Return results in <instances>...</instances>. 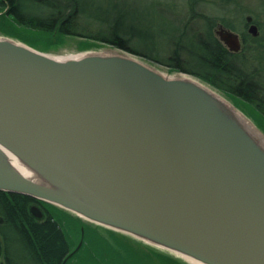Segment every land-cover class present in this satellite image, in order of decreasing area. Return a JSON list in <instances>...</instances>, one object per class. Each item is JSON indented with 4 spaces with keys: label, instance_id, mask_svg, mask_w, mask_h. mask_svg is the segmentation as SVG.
Segmentation results:
<instances>
[{
    "label": "water",
    "instance_id": "95a60500",
    "mask_svg": "<svg viewBox=\"0 0 264 264\" xmlns=\"http://www.w3.org/2000/svg\"><path fill=\"white\" fill-rule=\"evenodd\" d=\"M218 34L241 49L238 34ZM128 54L60 59L0 38V191L203 264H264L261 139L207 85Z\"/></svg>",
    "mask_w": 264,
    "mask_h": 264
},
{
    "label": "trees",
    "instance_id": "16d2710c",
    "mask_svg": "<svg viewBox=\"0 0 264 264\" xmlns=\"http://www.w3.org/2000/svg\"><path fill=\"white\" fill-rule=\"evenodd\" d=\"M1 2L15 27L36 35L87 39L161 63L241 100L264 118V55L256 49L248 54L249 39L258 43L261 36L244 35L245 51L236 55L225 50L214 32L221 23L244 34V23L247 16L253 17V10L237 0H185V5L175 8L153 0L158 3L148 10H135L130 3L119 4L118 0H110L109 5L86 0ZM214 10L224 16L213 14ZM227 18L242 21V29ZM21 41L35 48L27 40ZM149 42V50L156 54L139 49ZM169 47L174 50L168 60H163L157 53L167 55ZM33 204L46 207V220L33 215ZM52 210L49 203L0 191V217L5 220L0 225V259L3 257L7 264H63L71 253V243Z\"/></svg>",
    "mask_w": 264,
    "mask_h": 264
},
{
    "label": "rangeland",
    "instance_id": "374dc122",
    "mask_svg": "<svg viewBox=\"0 0 264 264\" xmlns=\"http://www.w3.org/2000/svg\"><path fill=\"white\" fill-rule=\"evenodd\" d=\"M1 1L2 0H0V38H11L19 42H22L21 40L25 39L27 40V42L34 44L35 49L56 57L82 56L86 53H127L110 45L94 42L87 39L76 37L36 35L30 33V31L28 30L20 28L19 26L15 27L13 25V20L7 17L6 9ZM86 1H93L94 3H98L101 5L110 4V0ZM161 1H165L167 5L173 6L174 8L178 5H185V0ZM118 2L119 4L128 2L135 8V10H148L151 6L158 3L153 2V0H118ZM237 3L241 4L242 6L249 7V9L253 10L252 15L255 21L258 22L261 29L259 31L261 41H259L258 43L249 41L248 54L253 53L251 51L253 49H256L258 50L257 53L262 56V54L264 55V0H237ZM167 12L170 13V10L167 9ZM214 12L215 13H211L221 17L224 16L220 13V11L217 13V11L214 10ZM227 19L229 21L230 18ZM230 21L234 22L236 25L238 24L237 27L239 26L240 28H238L242 29V25H240L242 21H239L238 19H230ZM222 25L225 26L224 24ZM135 31L139 32V29L135 27ZM150 48L151 42H149L147 46L139 45V49L147 51L146 53L156 54V52H151L149 50ZM166 49L167 55H165V52L157 53H161L160 58H162L163 60H168L174 50L173 47H169ZM131 57L146 63L147 65L165 75H184L178 71L169 69L167 66L161 63L150 61L137 55H133ZM187 77H192L199 82L207 85L217 95L228 102V104L234 107L236 111L240 112L264 138V118L258 113L257 110H255L250 105L242 102L241 100L217 90L213 86L199 80L198 78H195L193 76ZM52 206V211L53 213H55L54 217L60 220V223L64 227L63 229H65L67 234L66 239H68V241L71 243V253L81 245L80 249L69 259L68 264H190L169 251L163 250L154 245H150L140 239L124 234L122 232H118L87 221L82 217H79L78 215L58 206Z\"/></svg>",
    "mask_w": 264,
    "mask_h": 264
},
{
    "label": "bare ground",
    "instance_id": "6f19581e",
    "mask_svg": "<svg viewBox=\"0 0 264 264\" xmlns=\"http://www.w3.org/2000/svg\"><path fill=\"white\" fill-rule=\"evenodd\" d=\"M77 57H80V56H69V57H58L60 59H68V58H77ZM228 103V102H227ZM237 112V115L239 116L241 122L244 124V126L247 127V129L253 133L255 136H257L258 138L261 139L263 145H264V138L259 134V132L254 128V126L238 111ZM4 152L6 153L10 163L12 164V166L17 169L22 175H24L25 177L33 180V181H36V182H40L39 180V177L29 168L27 167L20 159H18L15 155H13L11 152L9 151H6L4 150ZM156 246V245H154ZM158 248H161L163 250H166V251H169L177 256H179L180 258L184 259L185 261H187L188 263L190 264H203L201 263L200 261H197L193 258H190L188 256H185L181 253H178V252H173L171 250H168V249H165V248H162V247H159V246H156Z\"/></svg>",
    "mask_w": 264,
    "mask_h": 264
},
{
    "label": "flooded vegetation",
    "instance_id": "af4514ba",
    "mask_svg": "<svg viewBox=\"0 0 264 264\" xmlns=\"http://www.w3.org/2000/svg\"><path fill=\"white\" fill-rule=\"evenodd\" d=\"M246 20H247V19H246ZM252 24H256L257 27H258V29H259V31L261 30V29H260V26H259V24H258V22H256L255 19H253V23H251V24H249V23H247V21H245L244 26H243V29L245 30L244 34H242V33H238V32H235V31L229 29V28H226V27L223 26L221 23H218V24H217V26H216L215 29H214V32H215L216 36L219 38L220 42L222 43V46L226 48L225 50H226L227 52H229V53H234V54H236V55H239L240 53H242V52L245 51L246 41H245L244 35H251V33H249V28H250V26H251ZM221 29H226V30H228V31L234 32V33H236V34L239 35V40H240V43H241V49H240L239 51H232V50L229 48V46H228L227 44H225V42H223V41L221 40V38L219 37V34H218L219 31H220ZM259 35H260V33H259ZM251 36H252V35H251ZM241 37H242V38H241ZM252 37H253V36H252ZM258 37H259V36H258ZM253 38H257V37H253ZM249 40L252 41L251 39H249ZM252 51H253V50H252ZM40 202H41V201H40ZM31 207H38V208L41 210V212H42V217H41V218H40V217H37L38 219H44V220L47 219V211H46V207H45L43 204H33ZM31 209H32V208H31ZM0 218H2V217H0ZM4 222H5V220H4V218H3V223H0V225H3ZM0 261H1L0 264H7V261H6L3 257L0 259ZM64 262H65V261H64ZM67 262H68V261H67ZM67 262H66L65 264H67ZM63 264H64V263H63Z\"/></svg>",
    "mask_w": 264,
    "mask_h": 264
}]
</instances>
